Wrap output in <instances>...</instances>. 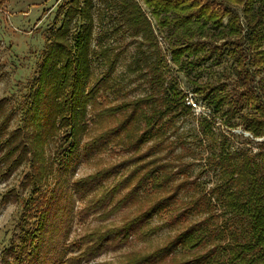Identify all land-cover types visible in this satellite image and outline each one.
I'll return each mask as SVG.
<instances>
[{
  "label": "trees",
  "instance_id": "16d2710c",
  "mask_svg": "<svg viewBox=\"0 0 264 264\" xmlns=\"http://www.w3.org/2000/svg\"><path fill=\"white\" fill-rule=\"evenodd\" d=\"M113 5L118 30L137 40L140 67L136 78L146 84L147 93L100 110L94 116L104 130L85 139L93 120V116L88 117V106L98 107L96 95L114 72L121 54L133 44L126 43L112 55L104 51L106 71L94 80L90 62L91 0H70L60 5L56 16L66 11L60 26L51 33L37 76L20 106V126L10 130L15 113L11 110L5 114L4 99L0 101V177L8 179L23 165L29 169L21 183L27 195L22 197L11 189L0 198V207L9 203L22 207L19 235L2 250L1 264H81L108 244H122L136 235L149 236L169 224L167 221L151 227L150 221L177 210L176 199L184 181L175 185L170 195L149 203L118 226L93 231L70 243L75 249L84 245L77 257L63 260L56 254L63 247L57 242L64 228L61 218L69 215L72 197L87 199L83 213L92 215L109 205L112 210L113 206L132 202L145 186L153 193L168 188L176 175L186 173L184 165L163 162L151 153L169 140L178 118L190 111L184 105L185 93L176 83L166 81L167 60L151 19L169 40L170 61L178 70L200 66L218 48L220 40L229 45L225 50L233 58L236 77L243 85L242 96L254 109V113L241 117V125L253 139L264 137V87H254L255 76L264 68V0H114ZM75 17L77 27L69 37V25ZM192 86L198 100L215 115L232 102L220 86L199 82H192ZM105 117L112 125H101ZM148 141H153L152 145L135 155L132 163L127 161L134 167L113 186H105L115 174L113 167L71 177L77 163L111 145L136 152ZM176 148L173 143L168 153ZM209 159L218 174L215 186L170 217L178 222L200 214L205 218L188 224L161 249L123 264H151L213 242L216 244L204 253L171 264H264V154L221 148ZM215 204L225 217L219 223H214Z\"/></svg>",
  "mask_w": 264,
  "mask_h": 264
},
{
  "label": "rangeland",
  "instance_id": "374dc122",
  "mask_svg": "<svg viewBox=\"0 0 264 264\" xmlns=\"http://www.w3.org/2000/svg\"><path fill=\"white\" fill-rule=\"evenodd\" d=\"M68 1L70 0H0V101L4 99L5 114H9L11 110L15 113L10 126L8 124L10 130L21 125L20 106L23 104L32 80L37 76L38 66L47 49L51 33L56 31L61 24L66 10L64 9L56 16L58 8ZM113 4L114 0H91L93 31L90 43V62L93 79H100L106 71L107 65L102 56L103 53L105 54L104 51L112 55L128 42L133 45L121 54L114 72L102 87V91L96 95L98 107L93 108L91 104L88 106V117L93 116V120L88 124L85 139H90L104 130L94 116L100 110L147 93L146 84L136 78L140 67L136 56L137 40L130 38L123 29L118 30V15ZM151 24L167 60V83H176L179 91L183 93L192 91V82L206 83L213 87L220 86L223 93L229 94L228 101L232 102L227 103L229 105H225L223 111L217 115L213 114L212 110L211 112L208 110L209 115L207 116L195 115L187 111V114L180 116L176 121L169 140L152 149V156L159 157L163 162L178 163L187 167L185 175L181 173L176 175V181L168 188L153 193L145 186L137 194V199L132 202L116 206V208L113 206L112 210H109L112 207L109 205L101 213L92 215L83 213L88 205L87 199L80 200L72 197L69 203V215L61 218L64 226L62 235L57 238L58 246L63 247L56 254L61 255L63 260L77 257L84 248L82 245L81 249H75L70 243H76L80 237L93 231L118 226L122 220L131 218L149 203L170 195L173 187L184 181L176 199L177 210L172 208L174 211L169 212V215L162 214L150 221L151 227L160 226L167 221L168 225L166 224L149 236L136 235L122 244H108L93 258L81 264H123L132 257L133 259L144 257L161 249L188 224L205 218V214H200L201 216H188L185 218L186 221L178 222L170 217L177 215L185 206H188L189 200L197 198L215 186L218 174L209 162L212 152L218 153L221 148H224L229 152L239 151L249 155L264 154V137L253 139L244 132L241 125V117L254 113V109L242 96L243 85L236 77L233 58L228 50H225V47L229 45H224V41L220 40L216 43L218 48L206 61L200 63V66L193 70H178L170 61L169 40L164 31L161 30L160 33L152 19ZM76 27L75 17L69 25V37L73 35ZM254 80V87H264V68ZM195 97L199 99L197 95ZM261 100L264 105V96ZM103 122L107 127L112 125L106 117L101 121V125H104ZM152 143L153 141H148L140 145L137 151L134 150L136 152L129 150L128 147L111 145L90 158L82 159L72 171L71 177L75 179L85 177L102 169L113 167L115 174L105 182V186H113L134 167L127 161L131 162L135 155L146 150ZM173 143L177 144V148L169 154L168 150ZM50 150L51 145L47 151ZM28 171V166L23 165L8 179L4 180L0 177V198L11 189L23 197L28 190L22 189L21 183ZM134 183L135 180L132 185ZM125 193L126 190L122 192V194ZM212 212L216 215L214 223H219L225 218L221 217L219 204L213 206ZM21 214L22 207L19 204L9 203L0 207V257L2 250L8 248L9 242L17 239L19 235L18 224L22 221ZM63 226L60 228L62 229ZM214 244L216 242L202 249L176 253L151 264H171L187 260L194 254L204 253Z\"/></svg>",
  "mask_w": 264,
  "mask_h": 264
},
{
  "label": "built area",
  "instance_id": "2783aa9c",
  "mask_svg": "<svg viewBox=\"0 0 264 264\" xmlns=\"http://www.w3.org/2000/svg\"><path fill=\"white\" fill-rule=\"evenodd\" d=\"M183 101L184 105L195 115H209L208 109L195 97L192 91L185 92Z\"/></svg>",
  "mask_w": 264,
  "mask_h": 264
}]
</instances>
